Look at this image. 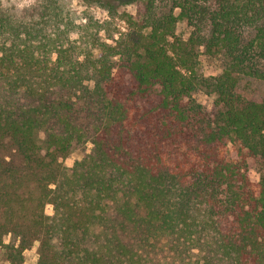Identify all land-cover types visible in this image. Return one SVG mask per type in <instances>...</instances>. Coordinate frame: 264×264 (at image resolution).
Returning a JSON list of instances; mask_svg holds the SVG:
<instances>
[{
    "label": "trees",
    "instance_id": "obj_1",
    "mask_svg": "<svg viewBox=\"0 0 264 264\" xmlns=\"http://www.w3.org/2000/svg\"><path fill=\"white\" fill-rule=\"evenodd\" d=\"M72 1L0 3L7 259L264 264V0Z\"/></svg>",
    "mask_w": 264,
    "mask_h": 264
},
{
    "label": "rangeland",
    "instance_id": "obj_2",
    "mask_svg": "<svg viewBox=\"0 0 264 264\" xmlns=\"http://www.w3.org/2000/svg\"><path fill=\"white\" fill-rule=\"evenodd\" d=\"M6 1L11 2V0H6ZM72 4H73V1H72ZM130 5L133 6L131 9L128 7L129 5H127V6L121 7V11H126L127 13L136 17L137 16V6L136 4H130ZM81 6H83L82 0H78L77 5L75 7L73 6V8L77 9L78 11H81L80 10ZM84 8L85 7L83 6V9ZM97 8L102 9L101 7H98V6L93 7L94 13L96 14L97 18L101 20L106 19L103 13H101L99 16L97 15V11H96ZM117 23H118V27L120 30L123 31L126 29L127 25L123 20L120 19ZM185 29H186L185 25L183 23H179L178 28H177V33H181ZM101 33H103V36L105 35V31H102ZM200 57L202 61L203 70L205 71L206 74H215L218 72V65L214 63L213 59H209L203 55H201ZM255 87L257 88V90H259L261 93L264 94V82L255 84ZM198 98L203 103L209 102L207 96L199 95ZM40 136L42 137L43 135H40ZM90 148H91V144H88L85 148L74 149L73 151L69 152L66 157L62 158V163L69 168L72 167L77 160H80L84 156L85 153L90 151ZM250 175L252 179H257L258 178L257 170L255 168H252V170L250 171ZM46 213L48 214L53 213V208L51 205H48L46 207ZM8 241L9 240L7 237L6 242ZM9 256H10L9 249L4 248L2 245H0V264H36L38 260V242L34 243L31 247L27 248L23 252L22 256H19L12 263H10L9 259H7Z\"/></svg>",
    "mask_w": 264,
    "mask_h": 264
},
{
    "label": "clouds",
    "instance_id": "obj_3",
    "mask_svg": "<svg viewBox=\"0 0 264 264\" xmlns=\"http://www.w3.org/2000/svg\"><path fill=\"white\" fill-rule=\"evenodd\" d=\"M5 2H6V0H0V3H5ZM31 2H32V0H12V3H16V4H17V7H19V8H23V7H25V5H27V4L31 3ZM77 3H78V0H73V6H74V7L77 5ZM128 7L131 9L133 6H132V5H129ZM80 10H81V11L84 10V9H83V6H81ZM96 11H97V15H98V16H99L101 13H103V15H104L106 18L108 17V12H107V10L97 8ZM80 22H81V21H77V23H80ZM84 22H86V19H85ZM125 30H126V29H125ZM101 34L103 35V33H101ZM108 42H109V43H112V41H108ZM201 47H203V46H201ZM80 59L83 60V56L80 57Z\"/></svg>",
    "mask_w": 264,
    "mask_h": 264
}]
</instances>
